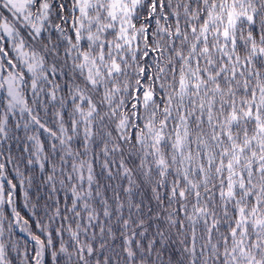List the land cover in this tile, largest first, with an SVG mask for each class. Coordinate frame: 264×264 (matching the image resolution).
Returning a JSON list of instances; mask_svg holds the SVG:
<instances>
[{
	"label": "snow or ice",
	"instance_id": "6c2138e0",
	"mask_svg": "<svg viewBox=\"0 0 264 264\" xmlns=\"http://www.w3.org/2000/svg\"><path fill=\"white\" fill-rule=\"evenodd\" d=\"M0 264H264V0H0Z\"/></svg>",
	"mask_w": 264,
	"mask_h": 264
}]
</instances>
